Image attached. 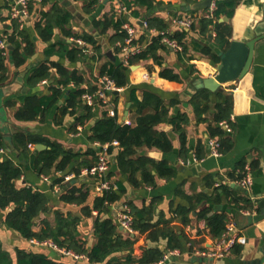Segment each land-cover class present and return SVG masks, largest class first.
I'll list each match as a JSON object with an SVG mask.
<instances>
[{"label": "crops", "instance_id": "obj_1", "mask_svg": "<svg viewBox=\"0 0 264 264\" xmlns=\"http://www.w3.org/2000/svg\"><path fill=\"white\" fill-rule=\"evenodd\" d=\"M155 1L161 3V6H157L151 13L169 23V32L179 28L189 32L186 40L188 53L183 56H181L183 51L170 48L160 52L161 58L158 61L139 60L136 59L139 53L127 57L123 49L117 51L109 43L115 30L110 29L102 35L96 28L97 22L117 13L118 3L114 0H100L89 12L84 8V2L80 0H29L28 16L18 21L26 39L24 41L17 37L14 42H10L8 37L13 32V19L10 17L13 0H0V41L6 42V48L2 50L6 57L5 70L4 73L0 71V136L5 141V147L0 149V160L10 159L21 168V178L16 181L18 189L30 187L45 193L49 199L47 212L36 219L33 230L40 231L44 226V220L54 223L57 211L65 216L80 218L79 237L90 251L97 243L94 227L98 211L93 210L91 216L85 217L82 213L83 206L62 201V194L66 191L62 185L72 182H74L72 186L87 183L86 187L91 191L87 204L92 206L95 198L103 193H98L96 189L99 184L97 179L82 175L87 167L80 164L86 162L87 165H96L97 161L90 154V150H96L99 159L104 146L108 144L101 146L99 143L91 142V129L105 111L108 113L110 106L116 109V118L120 125L136 126L138 107L135 99L142 101L148 94L157 95L162 105L167 108L168 114L167 120L155 128L166 133L172 148L163 151L143 146L136 150L133 160L145 157L152 161L147 165V169L154 176L155 183L147 185L143 181L141 171L135 176L138 183L136 184L133 179L131 180L129 173L118 168L116 156L119 148L112 144L114 151L107 154L110 161L109 175L112 173V177L108 175V178L115 184L112 191L119 193L120 199L112 203L114 206H109L110 212L103 214L102 218H112L118 227V234L124 239L132 238L135 246L132 251L115 253L105 262L97 264H108L111 259L124 262L125 256L129 253L140 258L144 249L155 246L163 251L162 258L169 251H179V255L173 259V264H199L204 259L195 254L196 250L212 249L216 242L223 238L230 223H233L238 231L237 243L232 253L216 264H264V220L255 221L257 216L264 214V209L260 207L261 201L264 200V38L257 43L253 64L244 80L229 83L224 86L223 92L198 90L195 87L196 81L214 77L216 67L221 62L220 54L228 47L216 43L217 32L213 26L204 32L201 23L198 22L202 18H208L209 9L194 13L188 9L189 5L199 1L188 3L186 0ZM214 4L216 7L215 1ZM127 5L129 11L124 14L128 16L125 25L137 29L138 39L143 31H148L147 25L144 30L140 22L146 24L145 18L149 13L144 8L131 7L129 0ZM54 6L69 12L71 20L64 27L54 22L51 38L45 39L42 35L45 28L38 29L37 23L41 20L42 13L50 12ZM225 17L223 15L215 20L231 25L230 41L234 36L239 40L243 39L248 31L253 32V29L256 34L264 35V0H241L232 19L226 21ZM187 18L192 21L190 27L177 26L173 23L175 19ZM65 31H71L72 36L68 37ZM148 32L150 33L148 39L138 46L140 53L150 43L149 38L158 34L157 30ZM83 35L95 37L102 47V53L99 55L95 53L93 45L85 41L84 48L88 51L83 53L79 60H73L70 56L72 48L83 47L72 39H82ZM204 46L214 51L217 60L202 53L201 49ZM16 51L21 53L23 61L20 64H17L14 56ZM42 65L48 67L49 75L35 83L32 76ZM56 65L83 76L84 83L76 86L70 81L67 85H62V77ZM119 65H124L128 83L118 94L110 95V106L95 105L93 107L95 117L84 125L77 124L78 118L84 114V107L90 106L84 98L83 105L77 108L75 114L62 113L71 92L99 84L104 67L107 69L104 76L110 77ZM165 69L177 75L180 81H170L163 77L161 73ZM55 87L62 92L55 103L46 106ZM200 90L211 93L210 101L204 102L208 108L202 116L197 113L193 102L194 95ZM218 93L231 96L233 99L229 118L220 124L215 123L217 106L221 102ZM29 97L43 100L45 105H42V113L30 121L20 120L17 113L24 107ZM146 110L150 112L152 109ZM181 114L187 115L189 119L185 146L182 145L180 134L170 121ZM225 123L230 127V132L227 131ZM217 126L224 129L225 137L230 139L232 145L225 152L214 156L211 154L210 141H218L219 138L211 137L210 130ZM21 131H26L35 138L60 143L66 150L79 154V158L65 172H55L52 176L41 174L36 167V160L40 152L49 147L45 142H31L26 148L20 146L17 135ZM38 145L42 146L41 149L37 148ZM161 162L165 163V168L171 172L170 178L160 177L157 173L155 166ZM79 168L82 172L80 177H77L75 170ZM247 168L251 172L252 184L248 188H243L240 181ZM67 177L71 179L66 180ZM58 178H64V181L55 183ZM125 207L131 211L132 208L140 210L151 208L149 220L152 223L171 221V227L181 236L180 242L184 249L169 248L167 238L152 242L147 239V234H141L138 230L137 233L126 231L117 218L118 211ZM14 208L15 205L5 210L0 207V264H22L21 252L43 256L58 264H96L90 262L87 255L67 251L52 240H28L23 237L6 223L7 215ZM180 208L193 209L188 217L190 223H185L182 217L176 216V210ZM207 208L211 213H225L228 217L226 231L220 238H213L206 220L197 218V213ZM133 216L135 217L134 214ZM55 246L66 252L56 249ZM155 263L157 262L152 264Z\"/></svg>", "mask_w": 264, "mask_h": 264}, {"label": "trees", "instance_id": "obj_2", "mask_svg": "<svg viewBox=\"0 0 264 264\" xmlns=\"http://www.w3.org/2000/svg\"><path fill=\"white\" fill-rule=\"evenodd\" d=\"M83 1L89 12L100 0H80ZM131 7H141L148 11V15L145 18L147 24V30H157L158 34L151 36L148 46L137 55L136 59L149 60L153 59L158 61L161 56L160 52L170 50L164 39L177 41L183 48L181 56L188 53L187 37L189 32L184 28H179L176 31H168L169 23L163 19L155 17L151 13L157 6H161V3H157L155 0H129ZM188 2L202 1V0H186ZM241 0H215L216 7L213 11V19L202 18L198 22L201 23V27L204 32L208 31L210 27L216 29V43L229 47L230 39L232 37V27L229 23H219L215 18L219 19L225 15L229 19L234 16L237 5ZM195 11H193L194 13ZM71 14L56 6L52 8L50 12H43L41 20L37 23V28H45L42 35L45 39L51 38V30L53 29L54 22L61 27H64L70 23ZM128 21L127 15H118L114 13L111 17H105L102 21L96 23V28L100 30V34H106L110 29H114L115 33L110 37L109 43L114 46L117 51L122 50L127 38V31L124 29L125 23ZM18 20H13V32L8 37L10 42H14L17 37L22 38L25 41L26 36L22 28L20 27ZM148 31H143L140 38L134 40L133 47H138L145 39H148ZM68 37L72 36L71 31H65ZM77 36V35H75ZM87 43L93 45L95 53L98 55L102 53V47L99 45V41L93 36L83 35L81 37ZM202 53L208 54L211 57H215L214 51L204 46L201 49ZM85 53V48H72L70 56L73 60H79ZM17 64H20L22 60L21 53L16 51L14 53ZM4 51L0 50V71L4 73ZM58 71L62 77L61 84L67 85L72 81L76 86H80L84 83L83 76H79L76 72H70L61 65H56ZM48 67L42 65L39 67L32 76L33 82L37 83L48 77ZM107 74L106 67L101 71V76ZM163 77L170 81H180L177 75H174L170 70L165 69L161 73ZM109 77V76H108ZM110 78L115 85L119 88L125 87L127 81V71L124 65L117 66ZM100 88L99 84H95L88 89H78L73 91L69 95L67 104L63 107V114H75L77 108L83 105V95L89 92H96ZM61 89L53 88V94L49 99L46 106H50L56 102ZM221 98L217 106V114L215 123L220 124L229 118L232 112L233 99L231 96H224L222 93H218ZM211 99V93L207 90H200L193 97V102L197 113L202 116L207 106L204 102L208 103ZM137 104V119L136 126L120 125L117 122L116 117H109L105 111L102 118L97 120L91 129L90 140L93 143H99L101 146L110 144L107 149L108 154H112L114 141L118 142L119 152L116 156V164L118 168L126 173L130 174L131 180L138 184L135 180V176L141 171L143 174V181L147 185H154V176L151 175L147 169V165L152 161L148 158H139L133 160L132 157L138 148L146 146L148 148H159L163 151H169L172 148V143L167 137L166 133L158 131L155 127L167 120L168 110L162 105L159 96L154 94H148L142 101L135 99ZM42 105H45L43 100L36 97H29L24 107L18 111L17 116L20 120H33L42 113ZM151 108L149 112L146 109ZM95 117L93 106H85L84 114L78 118L77 124L84 125ZM174 124L176 130L180 134L181 143L183 146L186 144V126L189 124L187 115L181 114L176 118L170 120ZM211 137H218V152L223 153L231 147L232 143L229 138L225 137V131L221 126L211 128ZM17 142L20 146L26 148L28 143H41L45 142L48 145V149L40 152L37 160L36 167L40 170L41 174L46 176H52L55 172H65L70 168L71 164L79 158V154H75L72 151L66 150L60 143L45 141L40 138L31 136L26 131H21L17 135ZM5 147V141L0 136V149ZM90 154L94 156L98 161L97 151L91 149ZM201 157V156H200ZM86 166L91 168L93 164L87 165L86 162H82L80 166ZM157 173L160 177L170 178L171 172L165 168V163L161 162L155 166ZM82 169L75 170L76 176L80 177ZM22 170L12 160L5 159L0 160V207L7 209L11 205H15V208L6 217V223L16 231H18L23 237L28 240H52L60 248H64L67 251L74 252L76 254H85L88 256L92 263H103L111 255L115 253H121L125 250H133L135 241L132 238L124 239L118 234V227L112 218H102L103 214L110 212V204L116 203L120 199V194L111 191L98 195L92 206L87 204L90 196V188L86 187L87 183H81L80 185H73L68 188L62 194V201L68 204H77L83 206L82 213L85 217L91 216L93 210L98 211V217L95 221L94 234L97 239L96 245L89 251L85 247V242L79 237L78 225L81 219L73 217L71 215L65 216L63 213L55 212V222L51 223L48 220H44V226L38 232L33 230L35 221L42 213L47 212L49 199L45 193L41 191H35L30 187H24L18 189L16 181L21 178ZM112 177V173L109 175ZM64 178L56 179L55 183H62ZM67 184H63L65 188ZM123 189L121 193H123ZM219 194V193H218ZM193 209L180 208L176 210V216L182 217L183 222L190 223V213ZM135 217L133 216V214ZM131 214L133 216V228L138 230L141 234H147L148 240L152 242L158 241L160 238L168 239V246L171 249L179 248L184 249L180 242L181 236L177 231L171 227V221L152 223L151 218L152 209H135L132 208ZM198 220L205 219L207 227L210 230L213 238H220L226 231V224L228 217L225 213H211L210 209H203L197 213ZM187 239V238H186ZM187 241H189L187 239ZM163 256V251L155 246L144 249L143 255L140 258L134 257L132 253L125 256V261H116L117 259H111L108 264H152L158 262ZM22 264H58L49 261L43 256L34 254L20 253ZM61 264V263H59Z\"/></svg>", "mask_w": 264, "mask_h": 264}, {"label": "built area", "instance_id": "obj_3", "mask_svg": "<svg viewBox=\"0 0 264 264\" xmlns=\"http://www.w3.org/2000/svg\"><path fill=\"white\" fill-rule=\"evenodd\" d=\"M118 3V11L119 15L126 14L129 11V7L127 5V0H114ZM28 2L29 0H13V4L10 10V17L13 20L22 21L24 17L28 16ZM215 9V4L213 3L209 12L207 13L208 18H213V11ZM173 23L177 26L182 27H190L192 25V21L187 19H175ZM147 25V24H145ZM125 30L127 31V38L125 41L124 46L122 47L123 51L126 53V56L129 57L131 55L140 53V48L134 47L133 42L136 38L137 29L130 25H125ZM74 40L79 46L85 47L86 42L82 39H72ZM165 43L173 48L176 51L181 52L183 50L182 46L175 40H170L168 38L164 39ZM6 42L4 40L0 41V49L5 50ZM86 50L85 52H87ZM99 90L94 93H86L84 94L83 98L90 106L95 105H111V97L110 95L115 92H120L122 89L117 87L113 80L110 77L102 76L99 79ZM109 117H116L117 111L113 106L109 107L108 111ZM129 124V123H127ZM225 127L227 131H231L230 127L227 123H225ZM113 145L118 146V142L114 141ZM110 145L104 146L103 153L99 156V159L96 165L92 166L91 168H86L82 175L86 177H92L98 180L97 191L98 193H105L111 192L114 190L115 184L110 181L108 178L109 171H110V161L107 153V148ZM211 146V154L214 156H218V147L219 143L217 140L210 141ZM32 147V145H31ZM71 177H67L66 180H70ZM252 184V176L249 168L246 169L244 173L243 179L240 181V185L243 188H248ZM114 206L113 204H110ZM97 214V212H95ZM117 218L119 224L128 232L130 233H137L136 230L133 228V216L131 214V210L125 207L122 211H118ZM238 240V231L236 226L233 223H230L227 227L226 233L223 235V238L218 240L215 246L209 250H196L195 254L204 259L202 263L199 264H216L218 261L222 260L223 258L227 257L232 253L233 248L235 247ZM46 244H51L49 242H45ZM52 245V244H51ZM56 249H58L55 246ZM60 250V249H58ZM62 252H66L64 250H60ZM176 255H179V251H169L165 254V256L155 264H173V259Z\"/></svg>", "mask_w": 264, "mask_h": 264}, {"label": "water", "instance_id": "obj_4", "mask_svg": "<svg viewBox=\"0 0 264 264\" xmlns=\"http://www.w3.org/2000/svg\"><path fill=\"white\" fill-rule=\"evenodd\" d=\"M215 0H202L188 6L189 10L198 11L204 9H210ZM228 21L229 18L225 17ZM140 26L145 30L144 22H140ZM150 33L148 32V35ZM264 38V35H258L251 30L248 31L246 37L243 39H237L235 36L230 41V45L226 51L220 54L221 62L217 65L214 77H208L204 79H198L195 83L196 89H207L212 92H223L224 86L231 82L242 81L248 75L251 66L254 61L255 49L257 43ZM119 92H115L118 94ZM41 145H38V149H41ZM74 183V182H72ZM68 184L65 190L72 186ZM260 207L264 209V200L261 201ZM264 220V214L255 218L256 222Z\"/></svg>", "mask_w": 264, "mask_h": 264}]
</instances>
